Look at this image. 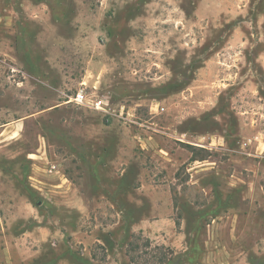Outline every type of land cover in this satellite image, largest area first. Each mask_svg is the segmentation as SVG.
<instances>
[{
  "label": "rangeland",
  "instance_id": "rangeland-1",
  "mask_svg": "<svg viewBox=\"0 0 264 264\" xmlns=\"http://www.w3.org/2000/svg\"><path fill=\"white\" fill-rule=\"evenodd\" d=\"M0 264H264V0H0Z\"/></svg>",
  "mask_w": 264,
  "mask_h": 264
},
{
  "label": "built area",
  "instance_id": "built-area-1",
  "mask_svg": "<svg viewBox=\"0 0 264 264\" xmlns=\"http://www.w3.org/2000/svg\"><path fill=\"white\" fill-rule=\"evenodd\" d=\"M65 102L74 103L98 110L107 111L109 108L108 101L103 98L88 97L83 88L77 89L73 94L68 95Z\"/></svg>",
  "mask_w": 264,
  "mask_h": 264
},
{
  "label": "trees",
  "instance_id": "trees-1",
  "mask_svg": "<svg viewBox=\"0 0 264 264\" xmlns=\"http://www.w3.org/2000/svg\"><path fill=\"white\" fill-rule=\"evenodd\" d=\"M132 258V260L134 259L133 257H131ZM163 262V261H162Z\"/></svg>",
  "mask_w": 264,
  "mask_h": 264
},
{
  "label": "water",
  "instance_id": "water-1",
  "mask_svg": "<svg viewBox=\"0 0 264 264\" xmlns=\"http://www.w3.org/2000/svg\"><path fill=\"white\" fill-rule=\"evenodd\" d=\"M39 203V202H38Z\"/></svg>",
  "mask_w": 264,
  "mask_h": 264
}]
</instances>
